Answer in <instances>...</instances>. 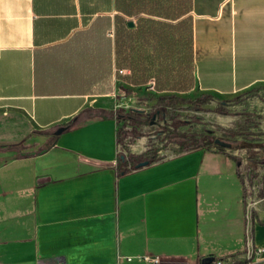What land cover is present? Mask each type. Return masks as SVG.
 Listing matches in <instances>:
<instances>
[{"label":"crops","instance_id":"crops-1","mask_svg":"<svg viewBox=\"0 0 264 264\" xmlns=\"http://www.w3.org/2000/svg\"><path fill=\"white\" fill-rule=\"evenodd\" d=\"M140 17L192 20L194 92L222 101L264 85V0H191L180 18L116 0H0V264H264V219H249L230 148L175 141L147 166L119 164L120 108L140 116V97L174 93L133 82ZM11 145L28 154L2 161Z\"/></svg>","mask_w":264,"mask_h":264},{"label":"rangeland","instance_id":"rangeland-1","mask_svg":"<svg viewBox=\"0 0 264 264\" xmlns=\"http://www.w3.org/2000/svg\"><path fill=\"white\" fill-rule=\"evenodd\" d=\"M198 92L191 90L186 98L194 100L199 97ZM257 96L260 104H256ZM157 95L147 93L140 97L137 107H143L141 113L133 122L126 123L119 136V155L128 158L130 155H141L149 149H166L170 142H178L183 138L180 133L188 135L193 145L205 140L216 145V139L238 143L240 148L229 150L242 161L241 172L245 176V199L248 206L249 219L254 216L264 219V85L252 90L218 100L214 96L208 97V103L201 105L200 110L189 109L190 101H169L168 115L159 113L153 116L151 123H144V119L153 113L157 107ZM217 108L223 112L215 111ZM129 107L120 108V112ZM142 115V116H141ZM175 120L173 123L172 120ZM133 125V126H132ZM42 144V147L49 143ZM25 143H32L31 140ZM38 147V149L42 148ZM175 152L180 150L175 146ZM182 149V148H181ZM166 154L161 155V157Z\"/></svg>","mask_w":264,"mask_h":264},{"label":"trees","instance_id":"trees-1","mask_svg":"<svg viewBox=\"0 0 264 264\" xmlns=\"http://www.w3.org/2000/svg\"><path fill=\"white\" fill-rule=\"evenodd\" d=\"M118 10L128 15L140 14L145 12L149 15L173 16L180 18L190 9L191 0H180L175 3L174 12L171 3H162L157 0H116ZM176 20V19H174ZM123 33V32H122ZM135 40V38H134ZM137 44L133 45L132 72L134 84H144L150 79L154 80V89L158 92H174L170 94H161L157 97V107L153 113H150L144 119V123H151L155 114L162 116L168 115L167 104L169 101H190L189 109L200 110L201 105L208 103L209 94H202L194 100L180 97L177 92L191 90L195 85V65H194V46H193V26L189 17L181 18L176 23L156 19L153 17H140L136 34ZM136 48V49H135ZM143 49V50H141ZM136 50V51H135ZM136 52V53H135ZM126 56L124 51V34L118 40V67L125 66ZM215 111L223 112L219 108ZM139 116L135 110L119 112L117 119L123 121L119 128L122 133L127 121L138 120ZM77 119V117H76ZM174 123L175 120L173 119ZM71 123L57 127L55 134L59 135L64 130L69 129ZM183 139L179 141L182 150L194 148L200 144L193 139V145L188 135L179 134ZM217 151L224 153L226 148H240L238 143L227 142L223 139H216ZM206 141V140H205ZM225 142L223 145L221 142ZM230 143L231 147L227 144ZM5 150L8 155L2 156L1 160L6 161L15 156H23L24 152L19 146H7ZM159 159L158 149H149L141 155H130L128 158L119 156V164H130L134 169H138L137 164L143 160H149V164ZM126 169H121V172ZM215 258H208L203 264H211Z\"/></svg>","mask_w":264,"mask_h":264},{"label":"built area","instance_id":"built-area-1","mask_svg":"<svg viewBox=\"0 0 264 264\" xmlns=\"http://www.w3.org/2000/svg\"><path fill=\"white\" fill-rule=\"evenodd\" d=\"M264 253V247H260L256 250L255 259H261L262 254ZM254 256L251 254L250 258H253ZM127 260L131 261L134 258H138L139 260L144 261L146 264H160L161 258L158 255H151V254H143V255H137V256H126ZM211 264H226V262L223 259L215 258L211 261Z\"/></svg>","mask_w":264,"mask_h":264},{"label":"water","instance_id":"water-1","mask_svg":"<svg viewBox=\"0 0 264 264\" xmlns=\"http://www.w3.org/2000/svg\"><path fill=\"white\" fill-rule=\"evenodd\" d=\"M130 25H133V23L132 22H130ZM216 142H219V140H216ZM223 145H225L226 143L223 141V142H221ZM229 147H231V144L230 143H228L227 144ZM122 156H124V155H122ZM149 164V160H143V161H141L140 163H138L137 164V167L138 168H140V167H143V166H147ZM206 262L208 261V259L207 260H205Z\"/></svg>","mask_w":264,"mask_h":264}]
</instances>
